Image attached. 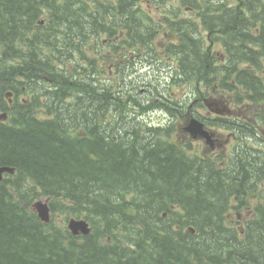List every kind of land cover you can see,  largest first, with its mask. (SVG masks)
I'll return each instance as SVG.
<instances>
[{
	"label": "trees",
	"instance_id": "16d2710c",
	"mask_svg": "<svg viewBox=\"0 0 264 264\" xmlns=\"http://www.w3.org/2000/svg\"><path fill=\"white\" fill-rule=\"evenodd\" d=\"M175 1L155 20L147 0H0V112L12 113L0 122V167L15 169L0 183V264H264V203L243 226L226 216L231 199L240 208L264 182V163L243 157L238 170H218L183 151L172 127L141 126L138 116L159 107L127 101L133 88L101 83L88 56L125 61L117 70L126 78L132 58L173 55L187 79L200 75L210 87L226 74L264 100L261 81L240 65L258 69L264 59V0L233 8ZM182 7L198 21L181 19ZM199 26L222 42L224 66H210ZM167 31L166 50L156 51ZM39 196L52 197V212L65 219L84 217L92 231L72 236L62 224H42L28 211Z\"/></svg>",
	"mask_w": 264,
	"mask_h": 264
},
{
	"label": "rangeland",
	"instance_id": "374dc122",
	"mask_svg": "<svg viewBox=\"0 0 264 264\" xmlns=\"http://www.w3.org/2000/svg\"><path fill=\"white\" fill-rule=\"evenodd\" d=\"M226 2V6L229 5H235L237 0H224ZM169 4L175 5L174 8H176L177 3L174 0H170ZM170 6V7H171ZM145 7V6H143ZM170 7H161V8H157L154 6H150L148 7V12L151 15L152 18H154L155 20H159L161 18L162 15H164L163 11L167 10ZM181 10V14H180V18L181 19H187L188 17H190L191 19H194L195 21H198V16L195 13H186L187 10H185L183 7L180 9ZM203 27L199 26L198 30H200V35L203 38V42H204V48H211V54L212 56L215 55V51H221V47H223L221 44H219L220 46H218L216 41L210 40L208 41L206 38V33L202 31ZM168 36V38H167ZM172 39V35L169 31H167L166 34H162L161 36H158L155 41V50L156 51H161L163 52L164 50H166L170 40ZM91 48H96V46L92 45ZM164 53L160 54L157 59L155 60V63L157 65V69H162L164 67L165 63H168V60L166 59L165 56H163ZM88 56L92 59L95 60V63L97 64V67H101V71L99 73V76L97 77L99 80L101 81H113L115 77V73L112 74L110 73L111 69H113L116 65L117 62H114V58H110L109 60L107 59H101L100 56H96L94 54V52H88ZM153 65V64H152ZM103 66V67H102ZM148 64H146L145 66H140L139 64H135L133 71H129V75L132 74L131 80H133L135 83H146L148 84L149 81H151L152 86H154L153 90L158 91L156 94H151V89L149 91V95H148V99H149V104L151 102V100L154 99H160L159 94L161 92H165L167 95V98H169V91L172 88V90L175 92V95L173 96V100L174 102H180L182 97L188 93V98L186 99V101H188L191 97V90H185L183 88H178V86L175 84H171L169 82V79H165V77H167V68L168 65H165L163 72H161L162 70H159L157 73L155 72L154 75H152V70L148 69ZM152 76H154L155 82L151 79ZM171 84V88L169 87ZM186 85H183V87H185ZM206 92V90H204L203 88H201L200 90V95L204 94ZM244 93L243 90L240 89L237 92H232V91H225L223 92V99L231 101L233 100L234 102V108H236L237 102L239 100V98H243ZM142 97H140L141 99ZM196 98L199 99V102L196 103V109H197V113L199 115H201L203 118L201 119V121L206 125L207 128L211 129V131H213V126H209V118L210 116H221V117H225V114H217L214 111L210 112V109H207L206 104L200 103L202 98H207L209 101H213L214 99H216L215 97H210L208 95L204 96V97H199L197 96ZM233 98V99H232ZM134 99L137 100V96H134ZM161 100V99H160ZM237 100V101H236ZM202 104V105H200ZM242 105V104H241ZM239 105L234 114H229V116H233V115H237L240 114L242 111V106ZM228 106V104H227ZM253 110H256V108L253 106ZM41 115V114H40ZM209 115V116H207ZM207 119V120H206ZM206 120V121H205ZM140 122L142 123V125H174L173 129L175 130V134H174V138H181V134L178 133V122H179V118L174 119V118H170L169 114L165 111H163L162 109H156V110H152L149 111L148 113H145L143 115V118L140 119ZM236 125L235 124H231V130H218L217 133L220 135L219 137L222 138L221 141V145L219 147H217L214 151L209 148L208 145H204L203 143L199 142L198 140H188L185 135L183 136L184 139L183 141H186L187 144L191 145L190 149L192 150L191 152L193 153H198V148H202L205 147V154H207L209 157L214 158L216 160V162L219 165H226L227 163L230 162L232 155L234 153V151L236 149L240 150L241 146H244L243 149H247V150H254L255 152H259L260 155L258 156V159L262 162H264V135H261L259 138H255L252 135H249L245 132H238L236 133L237 138H234V133L236 132L235 130H233L232 128H234ZM180 135V136H179ZM251 145H253V148H251ZM232 146H235V148L232 150ZM251 150V151H252ZM256 152V153H257ZM257 156V155H255ZM264 188L260 187L257 188L256 191L258 192H263ZM260 202L259 199V195L256 193L253 196V199H248L244 202L243 204V211L242 212H238L235 213L234 211H232L230 216L231 220H234V218L236 217V215H238L239 217L236 218L237 223L236 224H240L249 214H250V210H253L256 205ZM60 217V218H59ZM64 218L61 216H57L55 218V223H59V224H64Z\"/></svg>",
	"mask_w": 264,
	"mask_h": 264
},
{
	"label": "water",
	"instance_id": "95a60500",
	"mask_svg": "<svg viewBox=\"0 0 264 264\" xmlns=\"http://www.w3.org/2000/svg\"><path fill=\"white\" fill-rule=\"evenodd\" d=\"M4 118V116L2 117ZM191 130L195 132L201 131V125L196 121H191L190 123ZM13 173L12 169H8L6 167L0 168V180L3 173ZM33 209L37 211L38 216L40 217L41 221L47 223L49 221V209L47 207L46 202L43 203H35ZM68 228L72 231L73 234H88L89 230L87 229V224L84 221H75L70 220Z\"/></svg>",
	"mask_w": 264,
	"mask_h": 264
},
{
	"label": "bare ground",
	"instance_id": "6f19581e",
	"mask_svg": "<svg viewBox=\"0 0 264 264\" xmlns=\"http://www.w3.org/2000/svg\"><path fill=\"white\" fill-rule=\"evenodd\" d=\"M210 15H212L213 17H218L220 20H223L225 17L227 18L228 17V19H229V21H231V23H233L234 22V17L230 14V13H227V12H224V13H222V12H217L216 10H212V13L210 14ZM217 18V19H218ZM236 21H240L241 23H242V25H246V24H248V22L246 21V20H237L236 19ZM256 167V166H255ZM254 167V168H255ZM256 169V168H255ZM201 186V185H200ZM202 187V186H201ZM203 188V187H202ZM200 190V189H199ZM201 191V190H200ZM81 195V194H80ZM75 198V197H74ZM60 218V217H59ZM64 223V222H63ZM51 233V232H50ZM49 233V234H50Z\"/></svg>",
	"mask_w": 264,
	"mask_h": 264
},
{
	"label": "flooded vegetation",
	"instance_id": "af4514ba",
	"mask_svg": "<svg viewBox=\"0 0 264 264\" xmlns=\"http://www.w3.org/2000/svg\"><path fill=\"white\" fill-rule=\"evenodd\" d=\"M215 143L217 144V140L215 139Z\"/></svg>",
	"mask_w": 264,
	"mask_h": 264
},
{
	"label": "clouds",
	"instance_id": "9594fccd",
	"mask_svg": "<svg viewBox=\"0 0 264 264\" xmlns=\"http://www.w3.org/2000/svg\"><path fill=\"white\" fill-rule=\"evenodd\" d=\"M40 202H45V201L41 200Z\"/></svg>",
	"mask_w": 264,
	"mask_h": 264
}]
</instances>
